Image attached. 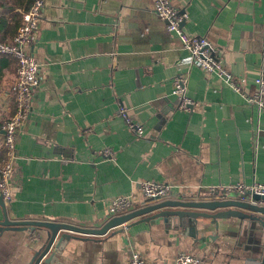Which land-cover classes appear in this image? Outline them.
I'll use <instances>...</instances> for the list:
<instances>
[{"label": "crops", "instance_id": "obj_1", "mask_svg": "<svg viewBox=\"0 0 264 264\" xmlns=\"http://www.w3.org/2000/svg\"><path fill=\"white\" fill-rule=\"evenodd\" d=\"M189 35L209 39L234 92L212 73L181 66L187 52L154 12L153 0H45L37 40L32 110L15 139L11 220L99 228L112 200L139 184H169L170 199H210L208 188L264 185V105L247 102L264 67V0H169ZM32 0H0V42L10 43ZM16 61L0 54V123L15 110ZM187 74L189 111L178 110L172 80ZM264 102V96H263ZM119 106L143 130L135 138ZM0 130V166L4 160ZM109 149L114 158L101 156ZM168 227L137 217L101 236L70 233L50 264H264V217ZM168 225V226H167ZM28 233L0 236V264H21ZM53 248V247H52Z\"/></svg>", "mask_w": 264, "mask_h": 264}, {"label": "built area", "instance_id": "obj_2", "mask_svg": "<svg viewBox=\"0 0 264 264\" xmlns=\"http://www.w3.org/2000/svg\"><path fill=\"white\" fill-rule=\"evenodd\" d=\"M155 14L165 22L166 30L174 33L178 37L183 50L187 55L180 65L196 67L205 73H212L221 78L227 86L234 92L243 94L242 86L236 83L232 76L227 72L214 44L207 38L189 35L183 29L182 24L186 22L188 15L173 6L169 0H153ZM45 0H32L29 9L22 14V21L10 43L0 42V54L11 56L16 61L15 82L13 92L15 95L16 107L13 115L0 123L2 133V148L4 160L0 166V195L5 205L11 201L10 181L12 178L13 162L15 156V139L19 130L24 125L32 110V98L39 85V64L30 50L37 40L39 24L43 16ZM187 74L179 72L172 80V94L176 98L178 110L189 111L194 105L185 93ZM256 89L251 96H245L247 102L255 104L259 110L263 108L264 96V67L255 79ZM118 115L125 121L128 130L135 138H142V127L130 118L128 110L119 106ZM102 157L112 160L114 154L111 150H103ZM140 196L143 198L140 208L146 205L148 199L173 200V189L169 184L155 181H144L139 184ZM208 196L212 199H236L243 202H250L259 207H264V185L253 183L249 186L242 183L229 186H211L208 188ZM252 196L258 197L253 200ZM177 200L189 199L186 196H176ZM133 197L123 196L115 198L108 207V220L129 214L137 209ZM198 257L179 253L174 264H199ZM126 264H145L138 253L133 252Z\"/></svg>", "mask_w": 264, "mask_h": 264}, {"label": "water", "instance_id": "obj_3", "mask_svg": "<svg viewBox=\"0 0 264 264\" xmlns=\"http://www.w3.org/2000/svg\"><path fill=\"white\" fill-rule=\"evenodd\" d=\"M252 199L257 200L258 197L252 196ZM145 203L144 207L112 218L99 228H87L51 221L11 220L8 218L5 203L0 195V236L10 233H28L36 240L28 245V253L22 257L21 264H50L64 242L75 238L70 233L101 236L141 216H145L142 220L144 222L154 224L165 221L171 228L184 223L194 225L199 219L214 224H217L218 220L229 218L250 219L251 216L246 214L247 212L264 217V207L233 198L225 200L212 198L160 200L156 198L155 201L148 199Z\"/></svg>", "mask_w": 264, "mask_h": 264}, {"label": "rangeland", "instance_id": "obj_4", "mask_svg": "<svg viewBox=\"0 0 264 264\" xmlns=\"http://www.w3.org/2000/svg\"><path fill=\"white\" fill-rule=\"evenodd\" d=\"M184 24V23H183ZM178 74V73H177ZM177 74H175V75H177ZM186 88V87H185ZM185 93H186V89H185ZM156 200V199H155ZM155 200H153V201H155ZM6 206V208H7V206L8 205H5ZM136 206H138V205H136ZM139 208H140V206H138ZM123 216V215H122ZM119 217V216H118Z\"/></svg>", "mask_w": 264, "mask_h": 264}]
</instances>
